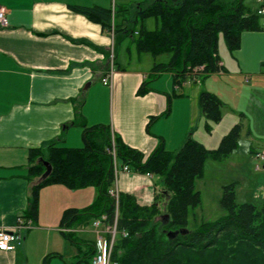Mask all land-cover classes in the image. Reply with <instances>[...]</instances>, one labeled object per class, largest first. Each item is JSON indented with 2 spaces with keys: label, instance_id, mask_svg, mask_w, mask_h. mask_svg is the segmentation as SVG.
<instances>
[{
  "label": "crops",
  "instance_id": "obj_1",
  "mask_svg": "<svg viewBox=\"0 0 264 264\" xmlns=\"http://www.w3.org/2000/svg\"><path fill=\"white\" fill-rule=\"evenodd\" d=\"M132 3L137 10L147 4L140 0H0L8 22L0 24V228L13 229L20 217L28 220L25 213L31 186L38 179L29 176L31 151L51 143L84 146L82 121L109 125L125 144L147 157L160 144L178 151L189 135L214 149L237 123H241V135L244 118L252 108L260 112L264 105V29L242 32L240 47L234 50L226 42L223 47L218 44L220 71L190 73L175 83V72L153 70L158 57L165 54L155 57L137 48L138 64L131 65V50L126 47L130 60L125 61L121 45L132 35L116 33L113 22V29H107L72 7L108 8L114 19L121 11L122 25L131 19ZM244 3L251 10L258 8L257 0L253 8L247 0ZM145 21L147 29L159 25L155 19L149 28ZM141 53L152 55L153 64L141 65ZM111 66V82L104 84ZM163 73L171 78L149 83L150 77ZM143 83L147 90L139 94ZM202 91L223 101L222 117L212 123L211 131L206 129L199 104ZM247 134H254L251 124ZM247 147L252 157L262 149L252 144ZM239 148L238 143L229 155ZM113 186L133 196L139 205L149 206L163 190V180L157 175L123 171ZM96 195L94 186L72 189L53 183L41 187L37 221L30 219L31 227L21 229V239L13 250H0V264H43L49 253H55L49 264H71L84 256L86 248L80 252L70 245L60 222L65 209H84ZM166 203L163 198L160 206ZM85 226H78L76 233L86 230Z\"/></svg>",
  "mask_w": 264,
  "mask_h": 264
},
{
  "label": "trees",
  "instance_id": "obj_2",
  "mask_svg": "<svg viewBox=\"0 0 264 264\" xmlns=\"http://www.w3.org/2000/svg\"><path fill=\"white\" fill-rule=\"evenodd\" d=\"M244 1L154 0L138 7L135 21L155 18L158 27L151 30L142 26L137 33L130 30L129 23H117L111 9L72 7L107 29L112 28L113 22L116 33H132L139 51L150 52L155 57L168 54L167 61L156 62L153 70L173 71L175 83H181L180 78L190 73L201 75L222 69L218 54L220 33L228 48L234 50L240 47L242 32L264 29V15L249 9ZM193 68L198 69L192 71ZM146 85L140 86L139 94L146 92ZM199 104L207 122L206 129L211 131L212 123L222 117L223 101L210 91H202ZM81 124L84 146L71 148L51 143L31 151L29 176L39 178L44 174L47 169L44 161L50 163L51 171L45 179L31 186L25 213L28 219L37 221L39 191L44 185L60 183L72 189L96 188V198L89 206L84 209L70 207L62 214L60 226L66 228L62 235L80 252L86 248L84 256L72 264L83 260L91 263L96 253L95 242L79 238L76 228L103 215H106L105 223L114 222L116 203L109 192L115 181L113 148L121 165H128L137 173L160 176L163 180V190L149 206L139 205L130 194H119L118 237L113 253L118 264H264V198L261 206L254 202H237L236 183L223 187L220 204L226 214L219 219L203 222L197 229L173 238L164 230L158 232L157 223L154 224L158 216L164 220L170 217L164 228H187L189 208L201 202L195 180L204 175L208 158L223 159L238 146L241 123L235 124L214 149L189 135L178 151H169L160 144L147 157L125 144L109 125H88L85 121ZM163 198L167 200L165 213L160 210ZM123 231L127 235L124 236ZM53 255L55 253L46 255L43 264H49Z\"/></svg>",
  "mask_w": 264,
  "mask_h": 264
},
{
  "label": "rangeland",
  "instance_id": "obj_3",
  "mask_svg": "<svg viewBox=\"0 0 264 264\" xmlns=\"http://www.w3.org/2000/svg\"><path fill=\"white\" fill-rule=\"evenodd\" d=\"M142 3H147L148 5L153 0H140ZM234 1V0H231ZM248 6L251 8L255 7L254 0H247ZM120 11V10H119ZM136 4L131 5L130 7V21L129 28L131 31H137L141 29L143 26V22L135 21L136 20ZM120 14L117 15L116 21L120 22L122 18L121 11L118 12ZM154 18L148 19L146 22V26L151 28L152 22ZM132 34V33H131ZM130 34V35H131ZM134 38V36H133ZM133 38L128 36L124 43L121 45L122 56L125 58V61L130 59L128 58V51H126V47L129 46L131 50V59H133V64H138L135 62L136 54L138 53L137 46L133 42ZM225 43L223 33L219 34V42L220 47H223ZM143 58L141 65H146L147 63L154 62L152 55L149 53H141ZM169 55H161L158 57L157 61H167ZM151 65V64H150ZM166 76L171 78V75H167V73H163L160 76H152L149 78V83H154L158 80L166 79ZM173 79L171 80L172 85ZM261 110L258 113L252 108V111L249 113L248 118H244L246 120V127L242 131L238 143L240 144V148L236 151V154L226 156L223 159H213L209 158L206 165V170L204 175L201 178H197L195 180V188L199 190L201 193V202L196 207H190L187 215V229L195 230L197 229L201 223L207 221H214L219 219L220 217L226 214V210L222 208L220 204V199L223 194L224 185L230 183H236V200L239 203L242 202H254L257 206H261L263 198H264V169L262 168L263 161L256 157H252L249 153V147L247 145H253L255 148L264 149V105L261 104ZM253 107V106H251ZM249 119V120H248ZM237 120V119H236ZM238 121H241L239 119ZM249 124H251L252 129L254 130V134H247V129ZM223 126V125H222ZM233 127V126H232ZM231 127V128H232ZM215 132V131H214ZM219 131H216L215 134H219ZM83 133V128H82ZM216 136V135H214ZM224 136V135H223ZM215 138H213L214 140ZM222 139V138H221ZM221 141V140H220ZM219 141V143H220ZM218 142V141H217ZM219 145V144H218ZM248 153L244 154V151ZM257 166H261V168H257ZM159 176H157L158 178ZM38 179L35 183H37ZM256 195V196H255ZM161 213L167 212L166 206H160ZM170 217L164 220L161 217H156L154 220V224L157 223L158 232H162L167 234L170 229L164 228V223L169 221ZM91 221H89L84 231H80L77 233V236L81 239L89 240L96 242L97 234L95 232V228L92 227ZM94 228V229H93ZM93 229V231H92ZM65 238V237H64ZM66 239V238H65ZM66 241L73 245L70 241L66 239ZM73 247V246H72ZM78 257H76L77 259ZM52 259V258H51ZM50 259V261H51ZM75 259V260H76ZM73 259L69 260L72 261ZM77 261H74L75 263ZM84 264H91L83 260ZM72 264V263H71Z\"/></svg>",
  "mask_w": 264,
  "mask_h": 264
},
{
  "label": "built area",
  "instance_id": "obj_4",
  "mask_svg": "<svg viewBox=\"0 0 264 264\" xmlns=\"http://www.w3.org/2000/svg\"><path fill=\"white\" fill-rule=\"evenodd\" d=\"M258 8L257 12L260 15H264V0H257ZM0 24L6 26L8 24L6 17V9L5 7L0 5ZM113 61V55L111 56V63ZM220 63V62H219ZM221 65V63H220ZM198 68H193V70H197ZM113 74V68L111 66L110 73L103 78L104 84H110V79ZM112 154L114 156V178L117 180L118 175L125 171L129 172L131 169L128 165H121L116 158L115 149L113 148ZM255 157L261 159L263 161L262 168L264 169V149L258 150L255 152ZM257 168H261V166H257ZM112 197L115 199L116 203V213L114 222L112 224H107L104 222L106 215H103L101 218H96L93 220V226L95 228V232L97 234L96 245V253L91 260V264H118L116 260L113 259L114 246L116 243V239L118 237L117 230V220H118V202H119V194L120 192L116 188V186L112 187L109 190ZM30 219L25 221L22 217L18 219L17 225L13 229H4L0 228V250H13L15 248V244L21 239V229L30 228L31 227ZM122 234L127 235L126 231H123Z\"/></svg>",
  "mask_w": 264,
  "mask_h": 264
},
{
  "label": "water",
  "instance_id": "obj_5",
  "mask_svg": "<svg viewBox=\"0 0 264 264\" xmlns=\"http://www.w3.org/2000/svg\"><path fill=\"white\" fill-rule=\"evenodd\" d=\"M45 165L47 166L46 171L44 172V174H42L39 178L37 182H40L41 180L45 179L47 177V175L50 173L51 171V165L48 161H44ZM188 231L187 228L181 229V230H171L167 232V236L169 238H173L176 235H178L179 233H186Z\"/></svg>",
  "mask_w": 264,
  "mask_h": 264
}]
</instances>
